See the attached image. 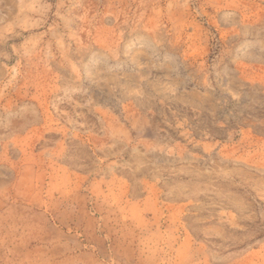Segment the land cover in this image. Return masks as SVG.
Masks as SVG:
<instances>
[{"label": "rangeland", "instance_id": "rangeland-1", "mask_svg": "<svg viewBox=\"0 0 264 264\" xmlns=\"http://www.w3.org/2000/svg\"><path fill=\"white\" fill-rule=\"evenodd\" d=\"M253 183L264 0H0V264H264Z\"/></svg>", "mask_w": 264, "mask_h": 264}, {"label": "crops", "instance_id": "crops-1", "mask_svg": "<svg viewBox=\"0 0 264 264\" xmlns=\"http://www.w3.org/2000/svg\"><path fill=\"white\" fill-rule=\"evenodd\" d=\"M218 175L220 178L223 177L221 172H219ZM237 185L238 184L236 183H232L222 179L207 181V199L212 200V203L227 204L231 199L239 197H249L247 193H242L236 190L238 188ZM251 186V189H253L252 193L255 194L257 198L260 197L264 200V191L261 190L258 184L254 185L253 183V185Z\"/></svg>", "mask_w": 264, "mask_h": 264}, {"label": "bare ground", "instance_id": "bare-ground-1", "mask_svg": "<svg viewBox=\"0 0 264 264\" xmlns=\"http://www.w3.org/2000/svg\"><path fill=\"white\" fill-rule=\"evenodd\" d=\"M155 44V43H154ZM91 54V53H90ZM89 56V55H88ZM89 61H90V59H88ZM139 65H141L140 63H139ZM86 67V66H85ZM138 69V71H140L141 70V68L140 67H138L137 68ZM152 69V68H151ZM138 75H140V74H138ZM108 81H111L109 78H108ZM109 83V82H108ZM106 85L108 86V84L106 83ZM205 86V85H204ZM206 88V87H205ZM129 92V91H128Z\"/></svg>", "mask_w": 264, "mask_h": 264}]
</instances>
